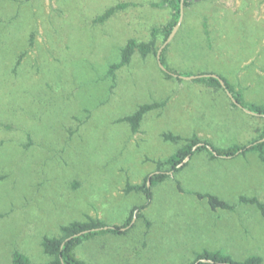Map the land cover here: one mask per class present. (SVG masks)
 <instances>
[{"label": "rangeland", "instance_id": "rangeland-1", "mask_svg": "<svg viewBox=\"0 0 264 264\" xmlns=\"http://www.w3.org/2000/svg\"><path fill=\"white\" fill-rule=\"evenodd\" d=\"M119 4L126 7L94 22ZM170 20L162 0H0V264H13L15 251L45 264L43 237L74 221L123 224L146 202L127 186L144 183L193 135L217 148L259 136L264 118L194 77L217 76L264 105V0L184 7L163 68L156 52L166 41L158 38L155 52H136L110 75L130 39L146 43ZM162 101L135 133L121 121ZM168 133L182 140L166 141ZM188 161L153 186L145 218L127 235L98 236L76 255L93 264H190L203 250H219L264 264V218L239 203L240 196L264 203L258 155L212 159L204 151ZM196 193L235 209L214 211Z\"/></svg>", "mask_w": 264, "mask_h": 264}, {"label": "trees", "instance_id": "trees-1", "mask_svg": "<svg viewBox=\"0 0 264 264\" xmlns=\"http://www.w3.org/2000/svg\"><path fill=\"white\" fill-rule=\"evenodd\" d=\"M204 0H184V7L187 9L197 2H203ZM181 0H162V5L170 8L171 20L163 27L154 28L151 32V38L148 42H137L135 39H130L127 44L121 49V59L119 63L112 64L109 70L110 75L115 76V71L127 66L131 62L132 56L136 52H140L143 57H147L151 52H155L156 43L158 38L166 41L175 26L177 25L180 14ZM126 7V4H119L115 7L108 9L104 14L98 16L95 19V23H104L115 12ZM208 34V31H207ZM168 47V46H167ZM165 47L162 56L161 63L164 65V53L167 49ZM157 54V52H156ZM171 77V74H167ZM220 80L225 84L222 86ZM196 81L203 82L207 87L212 89H223L226 92H230L234 100L242 106L245 112L250 113L253 116L264 118V105L254 104L245 101L244 95L240 91H236L234 87L224 79L219 77H199ZM166 105L165 101L155 102L149 104L140 105L139 108L131 115L121 119L123 122H128L131 126L132 132L138 131L144 117L150 111L163 108ZM233 107H238L232 102ZM163 138L166 141L178 142L181 141V137L173 134H164ZM208 152L212 159L223 158L233 159L240 156H245L249 152H255L258 155L260 162L264 165V128L260 131L259 136L249 142L247 145H232L225 148H217L211 144L208 140H203L197 135H193L187 139L174 154L165 160L158 161L157 172L147 177L146 181L142 184L128 185L127 192L142 193L146 202L141 206H136L130 212L128 218L121 225H108L102 220L90 219L88 221H74L68 225L60 227V235L58 236H44L41 242L43 253L49 257V260L45 264H93L91 262L80 259L76 255V250L83 243L91 241L92 239L102 235H115L125 236L134 227L136 218H145L143 211L147 209L153 200V186L165 182L172 173H179L195 154L201 152ZM151 179L150 186L148 185V179ZM199 199H206L212 210H227L232 211L235 209L234 205H231L225 200L212 194H200L196 193ZM240 204H249L256 206L264 218V203L257 197H239ZM137 212V214H136ZM147 227L151 226V222L145 219ZM263 258L261 256H250L246 260L239 262L235 261L231 256L223 254L219 250H203L198 253L195 260L190 264H262ZM13 264H33L29 256L26 254L15 251L12 258Z\"/></svg>", "mask_w": 264, "mask_h": 264}, {"label": "water", "instance_id": "water-1", "mask_svg": "<svg viewBox=\"0 0 264 264\" xmlns=\"http://www.w3.org/2000/svg\"><path fill=\"white\" fill-rule=\"evenodd\" d=\"M180 8H181V14H180V19H179L177 25L175 26V28H174L173 32L171 33V35L169 36V38L166 40V42L164 43V45L159 49V51H158V53H157V60H158L159 66H160L161 68L164 67V66L162 65V63H161V52H162V50L165 48V46L169 43V41L173 38V36H174L175 33L177 32L178 27L181 25V23H182V21H183V17H184V0H181ZM209 76L217 77V76H213V75H206L205 77H209ZM194 78L196 79V78H199V77H194ZM220 82H221L222 86L225 87L224 82H223L222 80H220ZM227 94H228V96L230 97V99H231V100H232V101H233V102H234L239 108L243 109L242 106L239 105V104L234 100V98H233V96L231 95L230 92L227 91ZM188 160H189V159H187L186 161H188ZM150 183H151V179L149 178V179H148V185H149V186H150ZM134 221H135V220H134Z\"/></svg>", "mask_w": 264, "mask_h": 264}]
</instances>
